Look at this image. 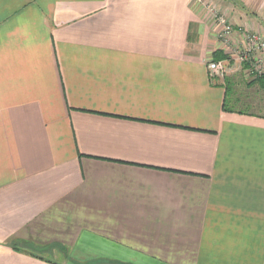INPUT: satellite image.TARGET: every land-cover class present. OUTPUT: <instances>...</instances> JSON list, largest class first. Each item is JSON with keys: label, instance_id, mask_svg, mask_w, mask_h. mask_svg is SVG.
Returning <instances> with one entry per match:
<instances>
[{"label": "crops", "instance_id": "crops-1", "mask_svg": "<svg viewBox=\"0 0 264 264\" xmlns=\"http://www.w3.org/2000/svg\"><path fill=\"white\" fill-rule=\"evenodd\" d=\"M216 1L0 0V264H264V87L207 69L264 0Z\"/></svg>", "mask_w": 264, "mask_h": 264}, {"label": "built area", "instance_id": "built-area-1", "mask_svg": "<svg viewBox=\"0 0 264 264\" xmlns=\"http://www.w3.org/2000/svg\"><path fill=\"white\" fill-rule=\"evenodd\" d=\"M210 13L216 22L218 40L223 47L236 49L234 60L244 76L252 77L251 80L264 77V36L235 27L219 11L210 10ZM233 43L237 44L233 46ZM207 69L211 79L222 80L225 77L226 67L221 61L211 60Z\"/></svg>", "mask_w": 264, "mask_h": 264}, {"label": "rangeland", "instance_id": "rangeland-1", "mask_svg": "<svg viewBox=\"0 0 264 264\" xmlns=\"http://www.w3.org/2000/svg\"><path fill=\"white\" fill-rule=\"evenodd\" d=\"M214 1H215V3L217 2L216 0H214ZM226 7H228V6H226ZM225 10L229 11V9H225ZM227 21L230 22L231 24H233V20H232L231 16L230 17L228 16ZM235 44H237V43H235ZM234 52H236V49H234V47L228 48L226 53L223 55V56H225V59H221V62L226 67V72H227L226 78L230 77V76H235V77L237 76V78L242 80L243 82H247V83L252 82V80H251L252 77L244 76V73L242 72L241 67L236 66V62L234 60V56H235ZM226 78H224L222 83L225 82ZM242 87H243V89H246V87L244 85ZM251 92H252L251 89L249 91H246L245 94L248 95L247 97L244 96L245 94L244 95L242 93L241 94L245 98H250V99L255 100V97L253 96V94H251ZM256 98L260 99L258 96Z\"/></svg>", "mask_w": 264, "mask_h": 264}, {"label": "trees", "instance_id": "trees-1", "mask_svg": "<svg viewBox=\"0 0 264 264\" xmlns=\"http://www.w3.org/2000/svg\"><path fill=\"white\" fill-rule=\"evenodd\" d=\"M219 52L218 51H216L215 53H214V55H215V58L213 59V61H217L220 57L217 55ZM221 59H225V56H221ZM254 84H261L262 85V87H264V77H260V78H256V79H254V80H252V82H250V83H248V85L249 86H252V85H254ZM224 109L225 110H228L227 108H225V106H224Z\"/></svg>", "mask_w": 264, "mask_h": 264}]
</instances>
